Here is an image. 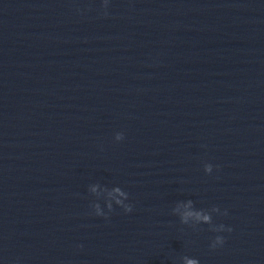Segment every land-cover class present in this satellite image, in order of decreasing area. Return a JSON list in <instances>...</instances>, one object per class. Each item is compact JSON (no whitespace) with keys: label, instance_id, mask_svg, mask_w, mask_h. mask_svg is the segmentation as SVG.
I'll list each match as a JSON object with an SVG mask.
<instances>
[{"label":"water","instance_id":"95a60500","mask_svg":"<svg viewBox=\"0 0 264 264\" xmlns=\"http://www.w3.org/2000/svg\"><path fill=\"white\" fill-rule=\"evenodd\" d=\"M73 0H0V125L19 98Z\"/></svg>","mask_w":264,"mask_h":264},{"label":"clouds","instance_id":"9594fccd","mask_svg":"<svg viewBox=\"0 0 264 264\" xmlns=\"http://www.w3.org/2000/svg\"><path fill=\"white\" fill-rule=\"evenodd\" d=\"M127 211L131 212L132 209L129 208ZM228 231H231V229H229ZM217 240H218V242H219L220 244H223V243H224V239H223V237H218ZM187 264H197V262L194 261V260H189V261L187 262Z\"/></svg>","mask_w":264,"mask_h":264}]
</instances>
